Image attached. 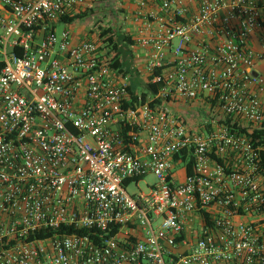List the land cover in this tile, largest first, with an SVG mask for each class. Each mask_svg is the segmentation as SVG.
<instances>
[{"label": "built area", "instance_id": "obj_1", "mask_svg": "<svg viewBox=\"0 0 264 264\" xmlns=\"http://www.w3.org/2000/svg\"><path fill=\"white\" fill-rule=\"evenodd\" d=\"M133 1L136 103L105 37L55 31L85 0H0V264H264V0Z\"/></svg>", "mask_w": 264, "mask_h": 264}, {"label": "trees", "instance_id": "obj_2", "mask_svg": "<svg viewBox=\"0 0 264 264\" xmlns=\"http://www.w3.org/2000/svg\"><path fill=\"white\" fill-rule=\"evenodd\" d=\"M86 16V12L79 11L77 14L73 16H63L60 19V23L71 25L73 22L82 19ZM99 38L104 39V43H107V47L109 48L108 54L113 53L111 57L110 67L114 70H117L122 75L127 76L129 78V86L127 88L129 96L131 98L132 103H136L138 97L141 98L142 101H145L148 95H155L159 88H161L162 84H152L150 80L152 79L153 74H158L161 71L160 69H156L153 74L147 76V80L143 85H141V91L136 94L137 89L139 88V84H137L136 79L138 78L137 72L132 65V55L129 47L133 44L130 36L125 34H116L111 32L109 28L102 30L98 35ZM107 54V55H108ZM159 102V101H158ZM228 123V122H227ZM242 132L245 133L244 130ZM248 134V133H247ZM248 136L255 142L256 146H264V130H254L248 134ZM261 157V172L264 174V150L260 151ZM186 160V157L184 158ZM191 160L188 162L187 173H191L190 165ZM124 187L128 186V181L124 182ZM64 232V228H61L55 233ZM69 234H87L86 231H77L68 229L66 231ZM54 234L51 231H39L29 236L30 239H43L50 235Z\"/></svg>", "mask_w": 264, "mask_h": 264}, {"label": "rangeland", "instance_id": "obj_3", "mask_svg": "<svg viewBox=\"0 0 264 264\" xmlns=\"http://www.w3.org/2000/svg\"><path fill=\"white\" fill-rule=\"evenodd\" d=\"M121 3L120 0H85L86 5L81 11L86 12V16L73 22L68 28L72 34L82 31L84 38L87 40L98 37L101 31L107 28L116 34H128L125 24L126 20L124 19L126 12L123 7H120ZM65 27L64 24L57 23L55 26L56 33H60ZM138 84L137 93L141 91L143 82ZM170 108L175 115L181 116L190 126L195 124L197 115L206 113L204 110H198L185 105ZM155 182V177L147 175L137 185L130 184L127 186L126 191L129 195L138 194L139 192L146 191L147 185L149 186Z\"/></svg>", "mask_w": 264, "mask_h": 264}, {"label": "crops", "instance_id": "obj_4", "mask_svg": "<svg viewBox=\"0 0 264 264\" xmlns=\"http://www.w3.org/2000/svg\"><path fill=\"white\" fill-rule=\"evenodd\" d=\"M120 1L122 2L120 7H123V9L126 12L124 15V19L126 20L125 24H126V29H127L128 34H125V35L130 36L132 41H134L139 36V29H140V24H141V20L138 21V20H135L134 18V14L137 11L136 3L133 0L131 1L120 0ZM147 3H148L147 4L148 10H151L154 12L158 11V6L155 0H147ZM67 26L70 27V25H67ZM72 39L74 43H78L79 41L85 38L83 36V32L78 31L76 34H72ZM130 51L132 55V65L135 68L137 75H138L136 82L137 84L140 82L145 83L147 80V76H148L146 73V69H145V63L147 61V51L135 44L131 47ZM262 67H263L262 65L259 66V70H261ZM182 105H185V104H177L174 107L177 108ZM191 108L196 109V107H193V106H191Z\"/></svg>", "mask_w": 264, "mask_h": 264}]
</instances>
